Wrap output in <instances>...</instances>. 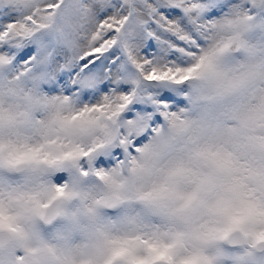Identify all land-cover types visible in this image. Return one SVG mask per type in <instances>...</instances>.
I'll return each instance as SVG.
<instances>
[{
	"label": "snow or ice",
	"instance_id": "obj_1",
	"mask_svg": "<svg viewBox=\"0 0 264 264\" xmlns=\"http://www.w3.org/2000/svg\"><path fill=\"white\" fill-rule=\"evenodd\" d=\"M25 107L38 140L18 131ZM4 127L0 195L41 165L57 196L66 161L100 178L127 167L149 180L143 214L166 219L224 185L228 225L209 243H239L234 264H264V0H0ZM10 219L0 207V228L14 230ZM113 243L112 260L174 264L159 232Z\"/></svg>",
	"mask_w": 264,
	"mask_h": 264
},
{
	"label": "clouds",
	"instance_id": "obj_2",
	"mask_svg": "<svg viewBox=\"0 0 264 264\" xmlns=\"http://www.w3.org/2000/svg\"><path fill=\"white\" fill-rule=\"evenodd\" d=\"M28 112L27 107L19 109L18 131L23 138L35 141L39 132L27 123ZM9 131L4 127L0 134L7 138ZM11 131L15 137V130ZM82 171L66 161L55 173L66 176L69 192L65 196L56 195L55 179L47 165L13 176L14 188H5L0 195V207L14 226V230L0 228V264H125L123 258L111 259L113 242L129 234L156 232L172 245L174 264H191L197 256L202 264H207L206 258L212 264H234L232 254L243 255L239 243H209L212 235L228 225V214L218 208L222 199L232 197L226 186L218 184L187 208L180 201L162 219L145 216L136 199L149 183L147 178L132 176L127 167L114 178H100L91 172L85 176ZM41 203L49 207L40 208ZM17 253L24 259L18 261Z\"/></svg>",
	"mask_w": 264,
	"mask_h": 264
},
{
	"label": "rangeland",
	"instance_id": "obj_3",
	"mask_svg": "<svg viewBox=\"0 0 264 264\" xmlns=\"http://www.w3.org/2000/svg\"><path fill=\"white\" fill-rule=\"evenodd\" d=\"M58 175H62L64 177V179L66 178V176L64 174H58Z\"/></svg>",
	"mask_w": 264,
	"mask_h": 264
}]
</instances>
